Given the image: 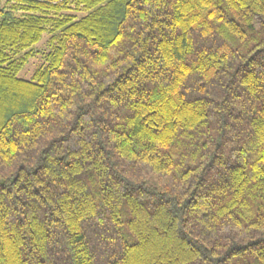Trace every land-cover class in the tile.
<instances>
[{
    "label": "trees",
    "instance_id": "16d2710c",
    "mask_svg": "<svg viewBox=\"0 0 264 264\" xmlns=\"http://www.w3.org/2000/svg\"><path fill=\"white\" fill-rule=\"evenodd\" d=\"M0 264H264V0H0Z\"/></svg>",
    "mask_w": 264,
    "mask_h": 264
},
{
    "label": "rangeland",
    "instance_id": "374dc122",
    "mask_svg": "<svg viewBox=\"0 0 264 264\" xmlns=\"http://www.w3.org/2000/svg\"><path fill=\"white\" fill-rule=\"evenodd\" d=\"M46 47V36L42 38V40L36 45V48L41 52L45 50ZM42 59L40 56V53H38L36 56L31 58L24 67L19 71L18 75L21 78H29L34 71V69L41 63Z\"/></svg>",
    "mask_w": 264,
    "mask_h": 264
}]
</instances>
